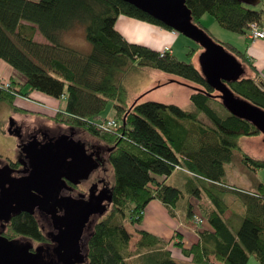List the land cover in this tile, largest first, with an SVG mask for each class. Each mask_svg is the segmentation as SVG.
<instances>
[{
	"label": "trees",
	"instance_id": "16d2710c",
	"mask_svg": "<svg viewBox=\"0 0 264 264\" xmlns=\"http://www.w3.org/2000/svg\"><path fill=\"white\" fill-rule=\"evenodd\" d=\"M185 4L192 22L206 33L200 22L205 13L222 28L238 34H246L251 22L260 26L264 23V7L259 8V4L250 6L239 0H186ZM119 15L173 31L123 0H0V61L23 78L10 76L6 83L0 79V102L12 112L38 113L22 108L16 100L27 98L31 91L58 100L64 97V110L44 115L79 127L111 147L108 161L114 183L110 207L94 224L86 241L87 264H179L165 240L139 228L151 200L160 201L170 216H176L185 193L165 182L176 170L188 178L186 191L201 199L196 206L202 215L196 214L194 204L188 202L187 220L199 217L204 224L197 228V239L189 245L180 232L174 235L173 245L181 256L194 264H247L249 256L254 255L259 264H264V183L259 182L255 190H245L221 180L223 162L232 160L234 150L239 153L237 161L246 168L264 169V157L251 156L238 142L241 136L261 133L227 110L220 115L212 108L211 103H222L218 92L192 62L196 49H189L188 61H180L170 53L160 56L159 50L128 42L114 26ZM79 27L91 45L88 52L63 42L64 33ZM36 33L43 42L34 38ZM217 42L243 68L254 72L235 45ZM197 49L202 50L200 46ZM143 68L176 76L174 82L190 89L192 109L140 101L147 92L129 104L123 77ZM25 86L27 92H23ZM227 86L235 96L264 110V87L258 78L241 76ZM108 100L113 102V118L118 125L101 130L94 120L106 119L101 112ZM3 124L0 121V132H4ZM228 192L244 201L248 198V207L235 230L223 217L228 209L224 194ZM128 222L139 234L135 250L129 247ZM11 229L38 237L36 223L26 215L16 217Z\"/></svg>",
	"mask_w": 264,
	"mask_h": 264
},
{
	"label": "flooded vegetation",
	"instance_id": "af4514ba",
	"mask_svg": "<svg viewBox=\"0 0 264 264\" xmlns=\"http://www.w3.org/2000/svg\"><path fill=\"white\" fill-rule=\"evenodd\" d=\"M55 125L56 128L54 129L38 125L30 128L29 126L23 127L13 119H9L6 130L9 128L13 132L17 130L20 137H18L14 158L0 160V174H5L11 179L24 180L32 177L33 174L44 173L45 170L42 169L44 164L39 167L38 163H33V159L27 157L23 152L25 147V150L34 152L47 146L57 158L53 166H48L47 174L41 175L39 178L50 179V182L56 181V193L53 202L48 205L41 202H27V211L11 213L8 221L1 219L0 237L14 241L16 248L25 249L28 254L33 255V258L35 257L32 260L34 264H63L60 260L69 259L68 255H65L66 250L70 247L74 248L76 256L83 260L79 264H84L86 261V241L94 224L110 207L107 200L108 191L104 186L103 179L101 175L94 173L95 169L101 168L106 155L105 151L107 150L109 153L110 147L82 140L78 136L80 129H76L77 127L74 128L70 125L65 127L57 122ZM23 129L26 131V135H24ZM32 141L37 145L32 147L29 144ZM75 157H79L80 160L73 162ZM87 160L89 163L91 162L93 168L89 173H85V168L89 166L85 164ZM91 175H93L92 183L86 187L85 182L90 180ZM34 178L32 177L30 180H34ZM5 186L7 187L8 184ZM1 192L2 188H0V195ZM32 194L37 195L35 190L32 191ZM98 200H101V203ZM86 204L96 209L84 218L80 234L73 240L72 238L69 240L67 230L77 224L79 215L85 209ZM22 215L31 217L36 223L38 237L33 238L12 231L13 220Z\"/></svg>",
	"mask_w": 264,
	"mask_h": 264
},
{
	"label": "rangeland",
	"instance_id": "374dc122",
	"mask_svg": "<svg viewBox=\"0 0 264 264\" xmlns=\"http://www.w3.org/2000/svg\"><path fill=\"white\" fill-rule=\"evenodd\" d=\"M258 7L259 8L264 7V0H260ZM200 22H201V27L206 29L207 33H209V35L213 37L215 40L220 41V42L225 41V42L232 43L239 50H242L241 47L238 45V43L235 42V40L234 42H232L233 40L229 41L227 36H225L227 34L230 35L234 33L222 28L211 15L207 13L203 14L202 17L200 18ZM176 35L178 36L179 41L175 42L174 55L180 61H188L190 58L187 55V52L189 51V49H196L195 54L192 57V62L195 64L196 67L201 68L200 55H201L202 50L197 49L198 44L195 41L183 36L180 33L176 32ZM36 40L42 41V42L44 41V39L40 35H38ZM63 40L70 46L74 48L76 47L79 50L86 49V47L90 44L87 40H85V37L83 38L82 34L79 32L78 29H73L70 32L64 33ZM6 69L9 70L10 67L6 63L0 62V77L2 73L3 74L6 73ZM151 72H152V75H151ZM153 72L154 70L149 69V68L133 69L129 71L123 77V84L125 85V87H127L126 88L128 92L127 99H128L129 104L133 103L139 96L147 92L143 97H141L140 101L151 100V101H159V102H164V103H176L183 109H186V110L192 109V105L191 104L189 105V100L187 98L188 89L186 88V86L181 85L177 82H174V80L177 79L176 76L160 73L161 75H157L155 77L153 75L155 73ZM250 74L251 72L249 68L245 67L243 76L248 77L250 76ZM11 76L17 77L18 79H23L15 71ZM153 79L155 80V82L157 81L156 86H151L150 84V82H152ZM3 80L5 81V83L7 82L5 78H3L1 81ZM157 86L159 87L155 88ZM27 91H28V87L27 86L23 87V92H27ZM19 99H22V98H19ZM65 104H66L65 98L61 97L56 103L57 108L55 107L53 108V110L50 109L49 111L50 112L55 111L56 109L63 110L65 108ZM211 106L220 115H224L227 112L225 107L221 105L220 103L213 102L211 103ZM114 115H115V112L113 109V102L111 100H108V102L106 103V107L101 112V116L103 118H113ZM10 118L16 121L17 123L23 125V127L29 126L31 128L33 126L38 125V126L45 127L48 129L56 128V125L53 122L49 121L44 116L34 115V113L32 114L12 113L9 107L5 103L0 102V121L4 123L3 124L4 132H0V160H3L5 158L13 159L16 153V144L18 142V136H16L15 134H9L8 131L6 130V127H7V124ZM94 121L99 122L101 120L96 119ZM25 132L26 131L23 129V133ZM78 134H79L78 136L84 141L87 140L89 143H92V144H101L102 146L108 145V147H110L109 144L105 143L104 141H101L100 139L90 135L87 132L78 130ZM24 135H26V133ZM238 142L240 146L251 156L256 157V158L264 157V141H263L262 135L250 136V137L241 136ZM105 153L106 155L104 156V160L102 162V165L100 166L101 168L97 170L95 169L94 173L101 175L103 182H104V186L107 189L108 188L110 189L114 183V176H113L112 167L108 161V155H107L108 151L106 150ZM236 157H239V153L236 150H234L232 160L230 162L229 161L223 162L224 175L221 177L222 181L227 182V183H236V181L233 180V176L237 172L236 163L239 162L237 161ZM259 173H260L258 175L259 178L264 182V169H260ZM92 178H93V175H91L89 181L85 182L86 187L92 183L91 182ZM187 180L188 178L186 174L178 171L176 173H172V175L168 177L165 182L169 185H173L175 187L182 189L185 193V197L181 198L176 208L178 217L177 216H174V217L177 218L175 220L178 223V227H181L180 231L184 234L185 244L189 245L195 240L194 233L196 232L197 228L203 227L204 224L203 222L200 224H197L196 222L193 221V219L188 221L186 218L185 211H186V206L188 202H191L192 204H194L193 209L196 214L202 215L199 210V207L196 206L198 201H201V199H199L193 193L190 194L188 191H186L185 186H186ZM229 196L234 198L232 207H235L237 210L243 207V201L240 200L239 198H236L232 193H229L228 195H224L226 201L230 203L228 199ZM202 201L204 202L203 198H202ZM108 210L109 208H107V211ZM105 214H103L101 218H103ZM182 216L186 222H183L182 219H180V217ZM142 220L143 221L140 223L139 228L147 229L145 228V225L150 223L148 221V218L147 219L143 218ZM126 229L131 233L129 247L131 250H135V243L139 239V234L136 233L134 227L129 222L126 223ZM177 231L180 232L179 230L173 229V232L171 233V236H172L171 238H168V239L162 238V239L167 242L168 247L171 248L172 250L173 258L179 264H194V263H191L189 259H186L183 256H181V254L179 253V250L176 247H174L173 244L176 241V237H174V235H176ZM191 234L193 235V238ZM84 264H87V261H85ZM247 264H259V263L256 260L254 255H250Z\"/></svg>",
	"mask_w": 264,
	"mask_h": 264
},
{
	"label": "water",
	"instance_id": "95a60500",
	"mask_svg": "<svg viewBox=\"0 0 264 264\" xmlns=\"http://www.w3.org/2000/svg\"><path fill=\"white\" fill-rule=\"evenodd\" d=\"M132 4L136 8L147 13L154 19L171 28L173 31L182 34L183 36L195 41L202 48L200 55L201 72L206 77L207 82L213 86L218 92V98L225 109L232 115L250 122L259 130L264 141V110L260 107L249 103L248 101L237 97L227 86L228 82H233L243 76L244 68L237 58L226 52L223 46L212 39L202 28H199L192 22L191 12L186 6V0H123ZM250 6H255L260 3V0H239ZM11 126V124H10ZM9 134L15 133L20 137L17 130L15 132L8 130ZM30 145L36 146L33 141ZM26 148V147H25ZM24 148V154L33 159V163L41 164L44 173L39 175L33 174L24 180L11 179L5 174H0V220L8 221L10 214H16L22 210H28L27 202H41L45 205L53 202L56 193V181L50 182L44 177L39 176L47 174L48 166H53L57 156L51 152L46 146L40 151L29 152ZM111 149V148H110ZM33 154V157L31 155ZM79 157H75L73 162L79 161ZM85 173H89L93 168L91 162L85 161ZM42 170V171H43ZM50 170V169H49ZM31 181V183H29ZM5 184H8L6 187ZM36 194H32V191ZM108 191L107 200L111 202L110 189ZM33 196V197H32ZM101 203V200H98ZM96 208H91L86 204L85 209L80 213L79 221L74 227L67 230L68 239L76 238L81 231V225L84 223V218ZM100 209V208H99ZM103 212V211H101ZM14 241H8L0 237V264H34L33 255L27 253L25 249L15 247ZM65 256L69 259H61L63 264H79L83 260L76 256V250L72 247L68 248ZM35 256V255H34ZM74 257V260H73ZM76 258V259H75Z\"/></svg>",
	"mask_w": 264,
	"mask_h": 264
},
{
	"label": "crops",
	"instance_id": "0c3cea01",
	"mask_svg": "<svg viewBox=\"0 0 264 264\" xmlns=\"http://www.w3.org/2000/svg\"><path fill=\"white\" fill-rule=\"evenodd\" d=\"M114 26H115V29L128 42L146 45V46H148L154 50H159V51L162 50L165 46H167L170 48V54H172V55H174L175 42L179 41V38L175 32L164 29L157 24L142 21V20H137V19H134L132 17L125 16V15H119L115 21ZM261 26L264 29V23L261 24ZM76 29L79 30V32L82 34V36L84 38L85 34H84V30H82L83 28L79 27ZM38 35L39 34L36 33L34 35V38L37 39ZM230 35L227 34L225 36H227L229 41L233 40L232 42H234V40H235V42L238 43V45L242 49L241 51L245 54L248 61L254 67V72L249 69L251 72L250 76L258 78L260 84L264 87V39L252 40V39H249L245 34H238V33H234V34H230ZM85 40H86V38H85ZM63 42L65 44H67L64 40H63ZM223 42H225V41H223ZM67 45H69V44H67ZM90 49H91V45L89 44L86 47V49H84V50L80 49V51L88 52ZM0 62L4 63L3 61H0ZM149 69H152V68H149ZM9 70L6 69V73H4V74L2 73L0 78H2V79L5 78L6 81H8L7 79L14 73L13 69L10 71ZM152 70H154L153 73H155V74H153V75L155 77L157 75H161L160 73H164V72L156 70V69H152ZM155 71H157V72H155ZM164 74L168 75L167 73H164ZM151 75H152V72H151ZM156 82L153 79V81L150 82L151 86H156L157 85ZM186 88L188 89L187 98L189 100L190 89L188 87H186ZM57 101H58V99L53 98V97L48 96V95H45L44 93H41L39 91H31L27 98L17 99L16 104L21 106L22 108L27 109V110H32L34 112H38V113H34V115L44 116L49 121H51L55 124V122H56L55 120L51 119L49 117V115H44V114H48L49 113L48 111L50 109L53 110V108H55V107L57 108V105H56ZM167 104H169V103H167ZM172 104H176V103H172ZM190 104L191 103L189 101V105ZM176 105H178V104H176ZM188 110H190V109H188ZM10 111H11V109H10ZM12 113H18L19 114L20 112H12ZM27 114H32V113H27ZM58 124H60L61 126H65V127L67 126L66 124H63V123H58ZM77 128L80 129L79 127H77ZM80 130L83 131L82 129H80ZM83 132H85V131H83ZM236 165H237L236 166L237 172L233 176V180H235L236 183H227L226 182L227 184L235 185V186L241 187L245 190H255L257 187V184L259 182L264 183L258 176L260 174L259 173L260 170H255V171L250 170V169L246 168L241 162L236 163ZM176 172H178V170L174 171L173 173H176ZM171 175H169L168 177H170ZM166 179H165V181H166ZM229 193H232V192L225 193L224 195H228ZM232 194L236 198H239L240 200L243 201V207L240 208L239 210H237L235 207H232V203L234 202V198L229 196L228 199H229L230 203L225 200L227 205H228V209L225 211L223 217H224V219H226L231 224V226H233V229L235 230L240 223V219H241L242 215L245 213V211L248 207V204L246 203V200H248V198H244L245 199V201H244L243 198L241 196H239L238 194H236V193H232ZM224 199H225V197H224ZM249 201H251V200H249ZM176 216L178 217L177 213H176ZM143 218H146V219L148 218V221L150 222V223L145 225V228H147V229H143V230H145V231H147L153 235H156L158 237H161L163 239L164 238L165 239L171 238L172 237L171 233L173 232V229L179 230V231L181 230V227H178V223L175 220L177 218H175L174 216H170V214L167 211V209L165 208V206L158 200H151L148 203V205L146 206V209L144 211ZM180 219H182L183 222H186L184 220L183 216L180 217ZM180 233L182 234L180 237L183 239V241L185 243L184 234L181 231H180ZM178 236L179 235H177V238H178ZM194 237L196 240L197 239L196 232L194 233ZM192 238H193V235H192ZM215 264H219V263H215Z\"/></svg>",
	"mask_w": 264,
	"mask_h": 264
},
{
	"label": "built area",
	"instance_id": "2783aa9c",
	"mask_svg": "<svg viewBox=\"0 0 264 264\" xmlns=\"http://www.w3.org/2000/svg\"><path fill=\"white\" fill-rule=\"evenodd\" d=\"M175 32V31H172ZM249 39H264V29L260 26L257 22H251L249 24L247 33L245 34ZM165 53H170V48L165 46L162 50H160V56H163ZM8 84H5L7 87ZM95 125L100 128L101 130H110L117 127L118 122L114 118H106L99 122H96ZM194 222L197 224L202 223V219L196 217Z\"/></svg>",
	"mask_w": 264,
	"mask_h": 264
}]
</instances>
